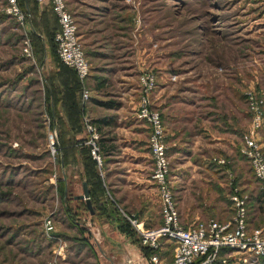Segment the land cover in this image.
<instances>
[{
  "label": "rangeland",
  "instance_id": "374dc122",
  "mask_svg": "<svg viewBox=\"0 0 264 264\" xmlns=\"http://www.w3.org/2000/svg\"><path fill=\"white\" fill-rule=\"evenodd\" d=\"M74 1V7L85 14L80 27L77 26L78 36L85 52L92 53V58L88 59L95 72L92 74L107 81L100 91L107 101L116 102L113 92L130 90L137 100L135 117L143 121L137 117L139 78L148 72L154 76L156 84L150 93L151 107L160 114L167 99L171 101L173 97L177 101L175 98L179 96L190 102L202 97V104L226 114L229 148L222 155L225 163L203 164L197 169L201 181L190 182L192 172L181 165H172L168 157L169 180L175 198H183L184 193L185 203L194 204L191 209L195 213V203H199L195 196L200 194L205 197L209 211L199 215L225 222L234 215L230 195L236 186L239 193L250 200L248 229L264 228V198L258 203L251 202L261 191L260 184L252 174L248 159L240 152L242 134L251 122L247 92L262 100L264 114V0ZM54 20L53 14L42 16L41 33L50 37ZM34 25L31 17H27L24 27L19 25L5 13V1L0 0V192H6L0 197V264H48L61 246L66 256L64 260L57 259V264H97L90 250L77 244L82 238L80 230L88 220H82V215L87 212H78L82 215L74 224L64 212L66 206L74 213L78 211L77 199L67 192L65 169H69L73 160H78L85 168L86 161L75 146L74 153L64 154L63 150L67 152L68 147H61L56 129L57 123L72 120H67L66 102L70 107L77 103L80 116L81 111L87 114L84 108L89 99L83 100L80 88L75 89L73 77L60 72L59 61L51 65L52 72L48 70L52 62L35 42L34 37L40 33L35 35ZM26 35L30 56L24 51ZM93 82V79L88 80L85 88H95L91 85ZM55 109L58 115L64 116L63 120L54 118ZM62 127L64 134L66 128ZM50 131L56 134L54 150L50 146ZM258 141L264 150V122ZM65 161H68L66 165ZM151 162L147 160L148 167L144 170L148 180L125 184L123 190V198L134 204L147 199H136V188L142 190L141 195L143 189L151 192L152 199L148 201L151 209L144 207V215L138 218L144 229L158 226L161 217L158 193L151 179ZM91 167L102 179V167L93 164ZM101 187L107 191L103 180ZM108 190L111 195L105 196L111 207L120 209L125 218L130 215L134 209L119 205L113 191ZM216 206L221 208L209 209ZM112 215L107 221L115 228L121 220L116 214ZM47 217L54 226L51 238L43 227ZM182 217L193 220L195 216L182 213ZM104 225L106 229L109 227L107 223ZM93 233L99 241L100 248L95 246L100 256L98 263L109 264L107 257L117 262L119 257L108 248L116 250L118 243L124 244L123 240L114 238L110 244L104 239L105 244L102 228L99 235L97 228ZM96 239L93 235L90 240L95 244ZM223 258L226 260L223 264H264L259 257L235 251Z\"/></svg>",
  "mask_w": 264,
  "mask_h": 264
},
{
  "label": "built area",
  "instance_id": "2783aa9c",
  "mask_svg": "<svg viewBox=\"0 0 264 264\" xmlns=\"http://www.w3.org/2000/svg\"><path fill=\"white\" fill-rule=\"evenodd\" d=\"M5 13L23 26L27 23V15L19 6L18 0H4ZM51 5L58 21L59 30L55 33L56 53L60 62L76 72L83 85L81 96L84 101L89 98V91L84 82L89 77L91 66L88 62L83 47L77 35V23L69 8L67 0H47ZM42 3L44 0H38ZM25 55L30 56L28 35L25 36ZM140 102L137 117L145 121L150 127L148 145L152 157L153 169L151 179L159 197L160 216L162 223L155 228H143L134 215L126 216L129 224L135 228L141 244L154 251H163L161 240L174 243L172 259L169 261L157 253L144 257L148 264H212L221 249L228 248L232 251L251 254L258 257L264 256V228L248 229L247 201L248 197L239 193L233 187L230 200L234 210L232 220L219 222L214 218L199 221L190 227H184L179 220V213L175 195L169 180L170 167L165 143L164 125L160 113L151 107L150 93L156 87L155 78L151 73L140 75ZM247 102L251 114L248 130L242 134L240 152L251 166L254 177L264 192V150L258 141V134L264 122L263 102L251 92H247ZM82 124L85 130V145L89 146L90 154L96 161L98 168L102 166V155L99 144V134L91 118L84 114ZM50 146L54 150L56 134L50 131ZM217 163H224L218 159ZM52 219L47 217L43 222L44 231L49 238L53 237L54 226ZM63 246L55 251V257L48 264H57V259L64 260ZM226 260L223 259L224 263Z\"/></svg>",
  "mask_w": 264,
  "mask_h": 264
},
{
  "label": "crops",
  "instance_id": "0c3cea01",
  "mask_svg": "<svg viewBox=\"0 0 264 264\" xmlns=\"http://www.w3.org/2000/svg\"><path fill=\"white\" fill-rule=\"evenodd\" d=\"M67 1H70L69 3L67 2L68 8L73 12L77 25L80 27L82 19H85V14H83L79 8L74 7V0ZM24 5L28 12L34 8V4L31 0H25ZM43 5H47V0H44ZM40 7H42L41 4H37L39 12ZM44 8H46V6H44ZM52 69L53 66L49 65L48 70L52 72ZM93 72L94 70H91L90 75L86 80L93 79ZM96 82L97 81L93 82L91 85H94L93 87H95ZM106 84L107 81L99 85L98 89L92 88L90 90L88 88L89 102L84 110L90 115L92 121L101 120V122H99L100 124L98 123L100 129H97V131L99 134V144L103 158L101 175L104 185H106V195H111L108 190L111 189L114 193L113 197L119 201V205L130 208L132 207L134 210L131 214H134L139 218L141 214L144 215L145 213L144 207L146 209L148 208V210L151 209V204L148 203V201L152 199L150 196L151 192L147 189H143L144 194L141 195L142 190L136 188L137 192H134V194L136 193L134 195L136 196V199L142 197L147 198L144 201V203H146L144 206V203L139 204L138 201L136 204L132 202L129 203L128 199L123 198V190L125 189V184L129 186V183L133 181H136L134 183H139L142 179L143 181L148 180L144 170L148 167L147 160H152L148 145L150 127L146 122L140 121L135 117L134 111H136L137 108V100L132 96L130 90L126 91V89H124L119 94L113 92L115 93L116 96L114 97L117 100L115 102L110 99V101L118 104V106L115 108L105 107L103 103L106 102L108 98L102 97L100 91L105 88ZM119 85L120 84H118V86ZM201 98L202 97H200V99L197 98L194 102H190L185 101L182 96L175 98L177 101L172 97L171 101L169 100L170 98L166 100L161 109L165 131V143L171 164H177V166L181 165L182 167L188 168L189 172H192L189 181L193 183L201 181V175L197 169H200L203 164H211L210 166L213 164L216 165L218 164V159L225 160L222 155L227 153L229 148V123L227 122L228 118L226 114L217 112L216 109L208 108L207 104H202ZM75 136L76 140L85 138V130L82 128V131ZM146 148L147 151L145 150ZM218 153L221 154V156H219ZM150 165H152V168L150 166V170L152 171L153 162H151ZM81 167L82 166L79 165L78 160H73L70 162L69 169H65L64 179L66 181L67 192L72 194L74 200L76 196L82 194V183H86L84 180V174L82 173L83 169L81 170ZM64 168H66V166H64ZM87 188L89 192L88 185ZM147 192H149V195H147L149 197L146 196V194H148ZM198 192L199 191H196L197 194ZM176 193L177 195L179 194L178 192ZM198 195L199 197L195 196L199 200V203H195V213L191 209L194 204L187 205L185 203L186 195L184 193L183 198H175L179 220L184 227H190L199 221L213 218H205L201 216L202 214H206L209 210L206 208L207 204L205 197L200 194ZM200 198H203V201ZM216 207L209 209L218 210L221 208ZM204 209L205 211H203ZM158 212L160 214V207ZM182 213L190 214L195 217H193V220L192 218L188 220L182 217ZM199 213L201 215H199ZM93 218L94 219L88 217L86 225L93 230L92 233L96 228L97 232H99V228H102V239L105 244L107 242L104 239H108L109 241V239L115 238L123 240L124 245L130 252H139L138 248L124 235L120 234L116 227L114 228L111 226L107 220L96 217ZM106 223L109 226L107 228L109 231L105 228L104 224ZM161 223L162 220L160 217L159 225ZM106 231L109 234H107Z\"/></svg>",
  "mask_w": 264,
  "mask_h": 264
},
{
  "label": "trees",
  "instance_id": "16d2710c",
  "mask_svg": "<svg viewBox=\"0 0 264 264\" xmlns=\"http://www.w3.org/2000/svg\"><path fill=\"white\" fill-rule=\"evenodd\" d=\"M24 1L25 0H18V3H19V6L21 7V9L26 13L27 17L28 18L31 17L33 24H35L34 25V26H36L35 27L36 28L35 29L36 30L35 35H37V33H40V35L38 34L36 37H34V38H36L35 42L38 45V48L43 50V54L45 56H46V54H47V56H50L52 63H50L49 65H52V64L55 65V63L57 64L58 61L60 62V60H59L57 53H56V43H55L54 37H55V33L59 30V25H58L57 17L55 15L51 5L49 4L48 1H47V5H43V3H41L42 4L41 6L43 8H44V6H46V8H44V10H42V11L40 10V12H39L37 9V4H39V2L37 0H31L34 4V8L31 9L30 12H28L27 8L24 5ZM67 7H68V5H67ZM70 12L73 15V12L71 10H70ZM46 13L51 14V15L53 14V17L55 18L54 22L52 23L53 24V27H52L53 30H51V32L52 31L53 32H52V35H50V37H48V34H45V32H43L44 34L41 33V30H42L41 24H43L41 21V18H42V16H43V18L46 17ZM73 17H74V15H73ZM75 21H76V19H75ZM76 23H77V21H76ZM44 24H45L44 27H46V29H48L49 26H46V23H44ZM47 25H50V23H48ZM77 35H78V31H77ZM79 41H80V39H79ZM83 51H84V54H85L87 60L92 58L91 52L89 54V52H85L84 49H83ZM62 65L58 66L60 68V72L66 73V74L70 75L71 77H73L72 79L74 80L75 89L79 90L78 88H80V92H81L82 91V84L80 83V81L76 75V72L73 69H71L70 67H68L64 64H62ZM90 66H91V64H90ZM91 70H93V69L91 68ZM93 73H95V72H93ZM93 80L97 81L95 89H98L99 88L98 86L105 83V81H106V79L98 78V76H94V75H93ZM87 81L88 80H85V82H84L85 85H86ZM67 103L68 102H66V107H65V109L66 110L68 109L67 111L69 112V114L67 116V120H69V118H71L72 120L64 122V124L63 123H57L56 129L59 131V139H60L61 145L63 144L61 147H64V148L66 146L68 147V150H66L67 152H65V150H63L64 154L65 153H71L73 151L75 152V149H76L77 153L78 152L80 153V151H81L80 155L83 158V160L86 161L85 162V164H86L85 168L82 166L83 167L82 173L84 174V177H85L84 180L86 181L87 185L89 186V198H90V201H91V204L93 206V210L95 211V213L93 215H89L90 213H89V209L87 207V204L86 203L81 204L82 201L77 199L76 202H77V206H78L77 207L78 211L76 213H74L70 207L66 206L65 211H64L66 214V218L69 221H71V223L74 224V223H78V221L76 220L77 217L82 215V214H80V215L78 214V212L80 213V211L81 212H87V213L82 215V220H84V221H86V218H88V217L91 219H94L93 217H96L99 219L107 220L108 218L109 219L111 218L110 217L111 213L113 215L116 214L115 216H118L119 220H121V224H118V226L116 227L117 231L120 234L124 235L127 239H129L131 241V243L134 244L138 248V251L141 254H143L144 257L148 258L151 254L157 253L160 256H163L167 260L170 261L172 259V251L174 248L173 242H168L163 238L161 240V245L163 247L162 252H160L159 250L154 251L151 248L147 247L146 245L141 244L140 237L137 236L136 232L134 231L132 226L129 224L127 219L122 215L120 209L116 208L115 206L111 207V205L107 201V198L105 196L106 193L104 192L103 188L101 187L102 179L99 178V176L96 174L95 168L91 167L92 164L97 166V163L92 158V156L90 154L89 146L85 145V143H84L86 138H83L81 140H76V138H75L76 137L75 135L77 133H79L80 131H82V128H83V124H81L83 112L81 111L80 112L81 114L79 116L80 110L77 111L79 108L77 103H72V104H74L73 107H70V105ZM113 103H114L113 101L109 100V101L104 102L103 105L107 108H115L118 106V104H115V103L113 104ZM75 108H77V109H75ZM53 114H54L53 116L56 120H57V118L59 120H63V118H64V116H62L61 113H59V115H58V113H56V109L54 110ZM80 117H81V119L79 122L78 120ZM65 118H66V114H65ZM161 118H162V115H161ZM92 122L95 124V126H97V129L99 130L100 126H98V123L101 122V120H93ZM162 122H163V119H162ZM62 126H65V128H66V130H65L66 133H64V134H63V131H61L63 129ZM74 146H75V149H74ZM77 149H79V150L77 151ZM68 151H70V152H68ZM67 163H68V161L63 162L64 165H66ZM102 165H103V162H102ZM250 168H251V166H250ZM7 182L10 183V181H7ZM61 189L62 188L60 187L59 190H61ZM231 193H232V191H231ZM5 195H6V192L5 193L0 192V197L3 198V196H5ZM62 195H63V192H62ZM260 198H264V192L263 191L258 192V194H256L252 198L251 202L258 203L261 200ZM248 201L250 202L249 199H248ZM248 201H247V205H248ZM127 213L128 212H126V214ZM102 216H104L105 219ZM248 216L249 215L247 212V218H248ZM120 217H121V219H120ZM248 219H247V222H249ZM80 231L82 233V235H81L82 238L79 239L77 244L79 245V247H84V248L89 249L92 256L95 258V260H97V264H99L98 263V255L94 249L93 243L90 240L91 236H92V229L90 227H88L87 225H85V226H83V229H81ZM231 251L232 250L228 249V248H224V249L219 250L217 259L212 264H223V262H222V260L224 259L223 257L227 253H230ZM80 253H81V251L78 252V255H80ZM259 258L264 260V257H259Z\"/></svg>",
  "mask_w": 264,
  "mask_h": 264
},
{
  "label": "water",
  "instance_id": "95a60500",
  "mask_svg": "<svg viewBox=\"0 0 264 264\" xmlns=\"http://www.w3.org/2000/svg\"><path fill=\"white\" fill-rule=\"evenodd\" d=\"M75 199L84 200L85 203L87 204V207L89 209L90 214L91 215L94 214V210H93L90 198H89V192H88L87 184L85 182L82 183V194L76 196ZM97 234L99 235V232H97ZM93 235L96 239L97 236L92 233V236ZM98 242L99 241L96 239V242L93 245H94V249H95L98 257H100L99 253L95 247L96 244L99 247ZM111 242H112V240L109 239L110 244H111ZM106 247L108 248V245H106ZM108 249L113 250L115 255H117L119 257L117 262H115V260H113L111 257H107V259L109 260V264H147L143 254H141L140 252H137V251L136 252H134V251L130 252L124 244L118 243L116 250L112 249V247L108 248ZM103 253H105V252H103ZM105 254H104V256H107Z\"/></svg>",
  "mask_w": 264,
  "mask_h": 264
}]
</instances>
